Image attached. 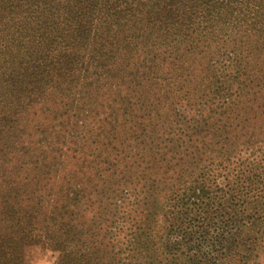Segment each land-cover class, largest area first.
Wrapping results in <instances>:
<instances>
[{
	"label": "trees",
	"instance_id": "1",
	"mask_svg": "<svg viewBox=\"0 0 264 264\" xmlns=\"http://www.w3.org/2000/svg\"><path fill=\"white\" fill-rule=\"evenodd\" d=\"M258 264L264 0H0V264Z\"/></svg>",
	"mask_w": 264,
	"mask_h": 264
},
{
	"label": "rangeland",
	"instance_id": "2",
	"mask_svg": "<svg viewBox=\"0 0 264 264\" xmlns=\"http://www.w3.org/2000/svg\"><path fill=\"white\" fill-rule=\"evenodd\" d=\"M257 261L258 264H264V254L259 256ZM25 264H53V257L50 254L41 253L37 249H33L31 250Z\"/></svg>",
	"mask_w": 264,
	"mask_h": 264
}]
</instances>
